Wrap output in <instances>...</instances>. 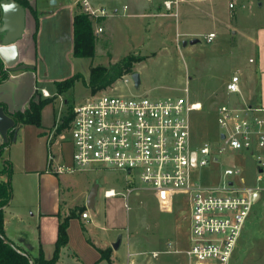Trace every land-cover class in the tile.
I'll return each mask as SVG.
<instances>
[{
  "label": "rangeland",
  "instance_id": "374dc122",
  "mask_svg": "<svg viewBox=\"0 0 264 264\" xmlns=\"http://www.w3.org/2000/svg\"><path fill=\"white\" fill-rule=\"evenodd\" d=\"M126 1H118V15H109L101 23L94 24L97 35V54L94 58L66 54V43L53 40L52 35V39L43 36L39 45L42 57H39L37 66L39 86L44 84L52 96L44 106L42 116L44 113L50 124L56 121L54 132L58 133L63 118L93 95L133 93L158 99L185 96L188 89L190 98L203 104L201 110H193L189 114L191 145L199 149L209 144L217 152L221 145L218 123V108L221 105L264 106L261 81V74L264 75V0H190L188 4L180 3L178 8L174 6L171 10L165 6L166 0H160L153 7L148 5L138 16L127 14L129 11L123 9ZM231 2L236 3L233 11L229 8ZM106 8L113 11L109 5ZM99 26L103 27L100 33L97 32ZM210 32H216L217 38L208 43L205 36ZM194 39L198 41L192 43ZM128 55L139 59L134 65V71L141 79L139 88L135 86L132 74V80L125 83L124 77L129 75L126 74L112 87L97 93L90 91L88 82L92 65L109 66ZM251 58L254 59L252 63ZM236 71L242 78L241 96L226 90ZM78 73L83 77L77 79L63 96L57 97L56 83ZM30 131L34 135L36 128ZM28 133L27 130L22 133V138L26 136L27 152L37 145L35 139H29ZM58 135L66 143L72 140L70 127L62 129ZM64 152L70 157L69 145H64ZM17 153L24 157V152L19 150ZM218 158V162L208 167L192 169V179L207 186H217L223 180H235L239 184L238 176L224 177V169L228 167H239L248 180L254 179L258 166L256 155L226 151ZM22 164L14 168L12 175V185L16 190L14 204L18 198V178L25 177ZM96 183L100 185L99 204L103 203L104 189L123 188L126 194L130 186L141 188L139 195L135 192L126 195L127 208L124 200L121 202L123 212L119 216L125 238L118 251L117 263L127 264L131 252H138L137 263L141 264H148V259L159 264L189 263L185 252L190 244L191 225L188 193H178L173 210L169 211L162 207L155 191L143 189L147 185L138 178L134 184L129 183L126 174L101 164L81 169L77 167L73 172L62 174L65 196L70 198L72 206L70 212L85 207L80 204L84 202L86 190ZM253 212L254 208L251 216ZM104 214L105 207L100 211L99 219ZM120 237L121 234H114L115 242ZM109 249L113 252L112 247ZM175 249L181 251L176 252ZM262 249L263 243L254 233L252 222H249L244 227L232 264H264ZM154 250L159 252L158 257L152 256Z\"/></svg>",
  "mask_w": 264,
  "mask_h": 264
},
{
  "label": "built area",
  "instance_id": "2783aa9c",
  "mask_svg": "<svg viewBox=\"0 0 264 264\" xmlns=\"http://www.w3.org/2000/svg\"><path fill=\"white\" fill-rule=\"evenodd\" d=\"M98 1L77 0V3L93 20L113 14ZM181 1L166 0L165 6L169 10L174 6L178 8ZM229 8L233 11L236 3L231 2ZM102 31L103 27L99 26L97 32ZM216 38V32L205 36L208 43ZM131 80L130 75L124 77L125 83ZM226 90L230 94H243L239 71L233 73ZM185 91V96L158 99L114 92L87 98L75 106L70 125L72 162L55 165L53 169L64 173L73 172L77 167L104 165L126 174L129 183L134 184L138 178L147 185L143 189L155 191L162 207L169 211L173 210L178 193H188L191 225L190 244L185 252L189 264H232L261 188L245 186L239 167L225 168L223 173L224 177L238 176L239 184L235 180H223L217 186L194 181L191 171L218 162V155L226 151L252 153L256 155L258 166H264V106L221 105L218 108L221 130L218 151L209 144L195 149L191 145L189 114L201 110L203 104L192 100L188 89ZM42 94L50 96L44 89ZM261 178L260 174L258 179ZM140 190L137 185L130 186L127 195ZM104 194L111 197L119 192L109 188ZM82 217L89 218L88 211H84ZM158 255V251L152 252L153 257Z\"/></svg>",
  "mask_w": 264,
  "mask_h": 264
},
{
  "label": "crops",
  "instance_id": "0c3cea01",
  "mask_svg": "<svg viewBox=\"0 0 264 264\" xmlns=\"http://www.w3.org/2000/svg\"><path fill=\"white\" fill-rule=\"evenodd\" d=\"M26 1L29 7H26L25 30L23 36L17 41V45L19 63L33 65V68L11 71L9 78L0 82V103H4L11 113L26 110L35 95H43V89L49 92L50 96L48 97L52 96L51 91L44 84L39 86L37 66L39 57H42L39 45L43 36L50 38L52 35L53 40L58 41L57 39H59L61 42L66 43V54L70 53L74 56L73 21L78 8L77 0ZM118 1L99 0L98 4L105 7L109 5L110 9L113 10L111 15L114 16L118 15L120 10L117 7ZM157 1L160 0H127L123 9L129 11L127 12L128 15L138 16L143 13L148 5L153 7V4ZM185 2L188 4L190 0H182L180 3L186 4ZM34 12H36V16ZM104 20V18L94 20V23L99 24ZM261 81L264 87L263 74H261ZM55 93L57 97L63 96V93L59 94L57 90H55ZM42 121L41 128L31 124L23 126L17 139L3 152H0V171L5 168V160L12 162L13 170L24 163L22 164V170L25 177L23 179L18 178L17 202L14 204L16 190L15 186L12 185V199L4 207L7 238L17 246L19 251L28 253L33 258L37 257L42 251L45 257L49 259L52 258L55 252L61 222L60 216H68L70 208H72L70 198L66 197V189L62 184L63 173H57L53 166L71 163L73 147L72 141L66 143L65 140L59 138L58 133L54 132L56 121L50 124L44 113ZM35 128L36 131L33 135L30 130H35ZM24 130L29 132V139H35L37 144L28 152L26 151V136L22 138ZM4 142L0 132V147ZM65 144L70 147V157L64 152ZM19 150L24 152L23 158L18 155L17 151ZM256 169L255 177L252 180H248L247 176L243 174L245 179L243 184L245 186L261 188L253 215H250L246 226L249 222H252L254 233L263 243L264 257V166H257ZM260 174L261 180L258 179ZM5 179V175L0 176V181H5ZM90 187L86 190L84 202L80 204L85 205L84 211H88L89 218L84 219L82 214L71 218L68 228L69 242L62 248L60 258L56 264H110L106 259L101 258L99 250L113 248L115 243L114 234H121V244L118 249L113 248L111 256L113 264H120V262L117 263L118 251L121 249L125 236L122 219L119 215L123 212L121 207L123 200L124 206L127 208V193H124L123 188H118L116 190L119 194L106 197L104 194L106 189H104L101 197L103 203L100 202L99 204L98 194L95 208L89 209L87 207V197ZM135 193L136 195L140 194L139 191ZM104 207L105 214L103 218L99 219L100 211ZM116 219H119V221ZM129 255L130 259L127 264H141L137 263L138 252L134 254L131 252ZM148 262V264H159L152 262V259H148Z\"/></svg>",
  "mask_w": 264,
  "mask_h": 264
},
{
  "label": "trees",
  "instance_id": "16d2710c",
  "mask_svg": "<svg viewBox=\"0 0 264 264\" xmlns=\"http://www.w3.org/2000/svg\"><path fill=\"white\" fill-rule=\"evenodd\" d=\"M1 1L0 0V22H1ZM25 8L29 7L26 0H16ZM77 13L74 16L73 21V36H74V48L73 54L79 58H94L97 54V35L94 30V20L83 11L80 4L77 5ZM35 16L37 15L36 12ZM139 59L134 55H128L112 63L109 66L95 65L90 68V77L88 86L93 93L112 87L119 79L126 74H133L134 65ZM11 69L6 68L2 58L0 57V82H3L9 78ZM81 73L75 74L72 77L58 81L56 83L57 92L62 94L68 91L77 79L82 78ZM50 97H44L43 95H35L26 110L11 113L4 103H0V107L14 119L15 125L8 132L9 139L4 142L0 147V152L9 147L18 136L20 129L28 124L42 126V111L44 106L49 102ZM74 118V109H72L67 116L62 120L61 125L58 128V133L64 129L69 128ZM13 164L10 160H5V168L0 171V176L5 175V181H0V264H56L60 258L61 250L69 242L68 228L71 218L77 217L79 213H83L85 207H79L73 209L66 217L61 218L59 225V235L56 242L55 252L52 258H46L44 253L40 251L37 257H32L30 254L19 251L17 246L10 241L5 233V216L4 207L10 202L13 195L12 188V175ZM7 238V241L5 240ZM101 258L106 259L110 264L112 262V251L108 249H100Z\"/></svg>",
  "mask_w": 264,
  "mask_h": 264
},
{
  "label": "water",
  "instance_id": "95a60500",
  "mask_svg": "<svg viewBox=\"0 0 264 264\" xmlns=\"http://www.w3.org/2000/svg\"><path fill=\"white\" fill-rule=\"evenodd\" d=\"M26 8L16 0L1 1V22H0V57L7 68L11 71H19L27 68H33V65L19 63V49L17 41L23 36L25 30ZM198 39L191 42L195 43ZM134 84L137 88L141 86L140 75L137 72L132 74ZM15 125V121L10 117L2 107H0V132L7 142L8 132ZM100 185L94 184L87 197V207L94 209L99 194ZM258 196V195H257ZM256 196V198H257ZM257 200V199H256ZM7 241V238H5ZM122 238L113 244L114 249H118Z\"/></svg>",
  "mask_w": 264,
  "mask_h": 264
}]
</instances>
